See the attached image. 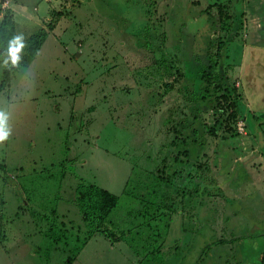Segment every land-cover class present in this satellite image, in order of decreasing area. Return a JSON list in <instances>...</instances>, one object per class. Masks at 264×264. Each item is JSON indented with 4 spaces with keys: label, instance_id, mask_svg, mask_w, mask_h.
<instances>
[{
    "label": "rangeland",
    "instance_id": "obj_1",
    "mask_svg": "<svg viewBox=\"0 0 264 264\" xmlns=\"http://www.w3.org/2000/svg\"><path fill=\"white\" fill-rule=\"evenodd\" d=\"M147 22L155 29L146 32ZM3 24L23 39L18 64L31 38L46 35L27 66L10 65L0 89L8 130L0 141V264L264 260V0H0V36ZM205 56L231 95H241L240 113H255L251 122L214 123L233 108L201 98L204 84L194 75ZM163 167L170 182L161 192L176 210L157 239L128 192L132 180ZM184 167L194 177L178 187ZM83 182L120 198L113 226L106 225L126 232L128 243L83 221L76 203ZM17 190L27 195L20 200ZM157 247L159 260L149 255Z\"/></svg>",
    "mask_w": 264,
    "mask_h": 264
},
{
    "label": "trees",
    "instance_id": "obj_2",
    "mask_svg": "<svg viewBox=\"0 0 264 264\" xmlns=\"http://www.w3.org/2000/svg\"><path fill=\"white\" fill-rule=\"evenodd\" d=\"M219 13H220V16H224L225 10H222ZM153 28L154 27L150 25L149 22H147V24H145V27H144L146 32L151 31ZM2 30L4 31V33L3 35L0 36V56L2 57L1 63H5V67L3 69L4 70L3 75H2L3 79H2V83H0V89H2L5 84L9 83L10 74L12 71L11 69L12 67L10 65L13 63H16V62H13L11 59L3 58L4 55L9 54V51H8L9 42L16 36L12 34L10 31L7 32V28L4 24L2 25ZM158 30L159 29H157L156 31ZM42 32H43L42 34L34 35V37L31 38L30 45L26 48L25 53L22 54L20 57L21 61L19 62V64L16 63L14 67H17V66L20 67L21 65L27 66L32 61L33 57L36 55V53L41 48L42 42L45 38L43 34L46 35V33L45 31H42ZM146 40L147 41L145 45L147 47L156 49L153 41L150 42L149 39H146ZM155 51H157V49ZM205 57L208 58L207 56ZM208 61H209L208 63L203 64L204 68L202 67V69L197 71V73L194 75V78H197V79L199 78L198 80L202 81L204 84L202 93H201V98L203 99L210 98L214 100L220 99L223 101L222 102L223 104H227V105L232 104L231 107L234 109V110L231 109L232 110L231 114L230 113H227V114L217 113L216 116L214 117V123L223 124L225 127L226 126L231 127L232 124L236 123L238 125L239 122H242L244 125H246L247 119L251 122L250 119H254L253 116L255 113L254 112L251 113L249 111H248L249 113L248 112H246L245 114L242 113L243 115L240 113L237 105L238 104L242 105V102L240 103L241 95H236L235 97L231 95L229 88L226 87L225 84L222 83V81H220V78H221L220 73L214 71V69L216 68L215 63L211 61V59L209 58H208ZM151 65L153 67L159 65L158 60L155 59L154 63H152ZM154 72L155 71L152 70V73ZM169 72H170V75L173 74L172 71H169ZM176 76L177 77H175V79L177 82L181 79V77L179 76L178 78V75ZM80 87L81 86H79L78 89H80ZM234 91L237 94L236 89H234ZM213 92L214 94H212ZM225 107L226 105L223 106L224 108L223 111L226 109ZM194 118H197V117H194ZM195 123H196L195 120H193V123L192 121L190 122L192 126H194L193 124ZM198 129L199 128L194 129V132L198 133L199 132ZM208 130L212 134L215 132L213 129H210V127H208ZM3 169L5 171L4 167H2V170ZM157 172H158L157 176L154 175V173H149V174L147 173L148 175L146 176V178L142 176L140 179L143 181H140L137 183H135V180H132L131 185H132L133 191L128 192V194L136 197L134 199L139 200L140 203L143 205L142 215L147 216V218L149 217L150 222L146 221L148 223L147 225H148L149 231L152 234L156 233L157 235H154V237H157V239H162L164 238L163 236H165L167 233V228L169 225L168 221H170L171 214L176 210V207H174V203H169V200L166 197V195H164L161 192L162 188H164V186L167 185L166 183L170 182V180L164 175L165 168L163 167L162 169H159ZM194 173L195 171H192V172L190 171V167H184L183 169H181L180 171L176 173L175 178L177 182L175 183V185L178 187H181V186L185 187L186 184H188V182L194 177ZM129 182L130 181H128V183ZM142 190H145V193L138 194ZM124 193H126V190H124ZM17 194L21 195V196L19 195L20 200L22 198V195L24 194L27 195L26 193L19 192L18 190H17ZM76 194H77L76 203L79 208V211L82 214L83 221L87 225H89L90 228L94 230L92 232L97 231L100 234L106 236L107 238L115 242L125 241L126 243H128L130 241L129 238H127L128 240L125 239L126 234H127L126 232H123V233L121 232L122 235H117L114 230H112L106 225V222L108 221V223L111 226H113V223L115 221L114 215L117 212H120L119 210L120 198L116 194L110 192L109 190L105 188L98 186L97 184L84 183V182L80 183L77 186ZM166 210H169V212L166 213L165 212ZM52 212H55V208L52 209ZM128 214L130 215L133 214L138 217V215L136 214V210L134 213L133 210L129 209L127 211V215ZM42 216L49 217V215L46 214L45 212L42 213ZM116 222H119V221H116ZM146 222H144V220L139 222L135 228L138 229L139 231L142 230V225L147 227V225L144 224ZM122 225H123V222L120 225V229L123 228ZM160 226L162 228L161 231H160ZM92 232L90 233L92 234ZM56 235H59V233ZM56 235L49 236L50 238H48V240L50 242L51 241L55 242V239L60 238V237H56ZM227 242L230 243L232 242V240H221L216 244L224 245V244H227ZM234 242H237V240H235ZM160 251L161 250L159 249V247H157L155 250L152 251V254H149V255L153 259H158L156 257V254L157 252L159 253ZM160 253L162 254V252ZM260 264H264V260Z\"/></svg>",
    "mask_w": 264,
    "mask_h": 264
},
{
    "label": "clouds",
    "instance_id": "obj_3",
    "mask_svg": "<svg viewBox=\"0 0 264 264\" xmlns=\"http://www.w3.org/2000/svg\"><path fill=\"white\" fill-rule=\"evenodd\" d=\"M23 47V39L21 36H16L14 37L10 42H9V56L13 62H15L17 57V52ZM8 136V130L3 126V122L0 121V141L6 139Z\"/></svg>",
    "mask_w": 264,
    "mask_h": 264
},
{
    "label": "crops",
    "instance_id": "obj_4",
    "mask_svg": "<svg viewBox=\"0 0 264 264\" xmlns=\"http://www.w3.org/2000/svg\"><path fill=\"white\" fill-rule=\"evenodd\" d=\"M47 1H48L49 3H51V0H47ZM52 1H56V2L58 1V2H61V0H52ZM54 3H55V2H54ZM24 7H25V6H24ZM51 8H52V7H51ZM35 9H36V12H38V11H37V7H35ZM49 12H51V9H50ZM49 12H48V13H49ZM203 13H204V12H202V13L199 14V15H200V16H199L200 20H204V19H205ZM95 14H96V13H94L93 15H95ZM44 16H45V15L40 16V15L37 13V17H38V20H39V21H43ZM194 19L196 20L197 18L195 17ZM187 20H188V19H187ZM189 21H190V20H189ZM183 23H189V24H190V22H187V21H186V22H183ZM249 54H250V56L252 55V53H248V55L245 54V56H246L247 58H249V57H248ZM245 56H243V58H244ZM247 58H245V59H247ZM252 60H253V58H252V59L250 58V62H249V63H250L251 65H254V60H253V61H252ZM263 140H264V139H263ZM225 156H226V155H225ZM260 156L263 157V155H261V154H260ZM234 157H237V156H236L235 154H233V158H234Z\"/></svg>",
    "mask_w": 264,
    "mask_h": 264
},
{
    "label": "water",
    "instance_id": "obj_5",
    "mask_svg": "<svg viewBox=\"0 0 264 264\" xmlns=\"http://www.w3.org/2000/svg\"><path fill=\"white\" fill-rule=\"evenodd\" d=\"M16 55L18 56V55H19V52H17V54H16ZM6 58H7V59H11V58H10V56H9V54H8V55H6Z\"/></svg>",
    "mask_w": 264,
    "mask_h": 264
},
{
    "label": "built area",
    "instance_id": "obj_6",
    "mask_svg": "<svg viewBox=\"0 0 264 264\" xmlns=\"http://www.w3.org/2000/svg\"><path fill=\"white\" fill-rule=\"evenodd\" d=\"M242 126H243V125H242V124H240V127H241V128H242Z\"/></svg>",
    "mask_w": 264,
    "mask_h": 264
}]
</instances>
